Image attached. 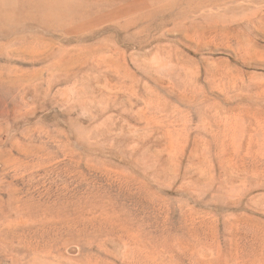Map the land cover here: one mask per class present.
Instances as JSON below:
<instances>
[{"label": "rangeland", "instance_id": "374dc122", "mask_svg": "<svg viewBox=\"0 0 264 264\" xmlns=\"http://www.w3.org/2000/svg\"><path fill=\"white\" fill-rule=\"evenodd\" d=\"M0 264H264V0H0Z\"/></svg>", "mask_w": 264, "mask_h": 264}]
</instances>
